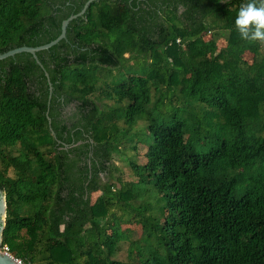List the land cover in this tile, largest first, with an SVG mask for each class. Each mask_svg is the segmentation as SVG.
Returning <instances> with one entry per match:
<instances>
[{"label": "trees", "instance_id": "1", "mask_svg": "<svg viewBox=\"0 0 264 264\" xmlns=\"http://www.w3.org/2000/svg\"><path fill=\"white\" fill-rule=\"evenodd\" d=\"M87 1L0 0V53L49 43ZM248 2L95 0L44 67L0 60L2 247L22 264H264V41L235 25Z\"/></svg>", "mask_w": 264, "mask_h": 264}, {"label": "water", "instance_id": "2", "mask_svg": "<svg viewBox=\"0 0 264 264\" xmlns=\"http://www.w3.org/2000/svg\"><path fill=\"white\" fill-rule=\"evenodd\" d=\"M93 1H95V0H88L79 13L72 14L70 17L63 20L62 31H61L60 35L57 38H55L54 40L50 41L49 43H46L43 45H38V46H27V45H25V46L13 48V49L8 50L6 52L0 53V60H3V59L10 57V56H14L18 53L28 52L34 56V58L36 59L38 64H40L42 67H44L41 60L39 59L38 52L41 50L48 49V48L56 45L57 43H59L62 39L66 38L69 23L74 18H77L78 16L85 14L88 7L90 6V4ZM45 74L48 77V80L50 83V90H51L50 98H51L53 85L50 81V75H49V72L47 70L45 71ZM50 122H51V119H50ZM6 216H7V196H6L5 191L0 188V264H18L16 261V258L13 254L5 253L1 250L2 242H3V232H4V229L6 226Z\"/></svg>", "mask_w": 264, "mask_h": 264}, {"label": "clouds", "instance_id": "3", "mask_svg": "<svg viewBox=\"0 0 264 264\" xmlns=\"http://www.w3.org/2000/svg\"><path fill=\"white\" fill-rule=\"evenodd\" d=\"M235 25L242 39L264 41V0H249L242 6Z\"/></svg>", "mask_w": 264, "mask_h": 264}, {"label": "rangeland", "instance_id": "4", "mask_svg": "<svg viewBox=\"0 0 264 264\" xmlns=\"http://www.w3.org/2000/svg\"><path fill=\"white\" fill-rule=\"evenodd\" d=\"M206 39L210 40L211 36L210 35H206ZM212 44V41L209 42V45ZM224 44V41L220 40L218 42L219 48ZM147 151V146L140 144L139 145V159L141 162L146 161V158L144 157L145 153ZM115 165H117V167H119V171H117L116 175H120L125 181H132L134 178L133 176V171L130 167V164L128 161H125L123 159H120L116 156V159L114 160ZM12 174V171H11ZM99 195V193L94 195V199L97 198V196ZM135 237H138V233H135ZM127 247L128 244L127 243H121L119 245L118 251L116 256L118 258H121L123 260L127 259Z\"/></svg>", "mask_w": 264, "mask_h": 264}, {"label": "built area", "instance_id": "5", "mask_svg": "<svg viewBox=\"0 0 264 264\" xmlns=\"http://www.w3.org/2000/svg\"><path fill=\"white\" fill-rule=\"evenodd\" d=\"M1 250H2L3 252H5V253L12 254V253L10 252L9 247H8L7 245L3 246V247L1 248ZM15 258H16V257H15ZM16 261H17L18 264H22V260H21V259L16 258Z\"/></svg>", "mask_w": 264, "mask_h": 264}]
</instances>
